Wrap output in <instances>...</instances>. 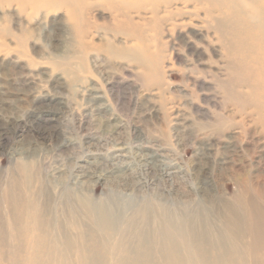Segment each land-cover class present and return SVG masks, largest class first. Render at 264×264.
Masks as SVG:
<instances>
[{"label": "rangeland", "instance_id": "obj_1", "mask_svg": "<svg viewBox=\"0 0 264 264\" xmlns=\"http://www.w3.org/2000/svg\"><path fill=\"white\" fill-rule=\"evenodd\" d=\"M146 1L0 0V264H76L45 256L53 224L79 232L58 216L64 190L207 209L213 230L235 209L246 246H264V68L229 56L230 27L204 2ZM117 147L145 185L75 179ZM138 147L162 155L151 174ZM162 168L178 171L171 187ZM128 223L126 238L141 221Z\"/></svg>", "mask_w": 264, "mask_h": 264}, {"label": "bare ground", "instance_id": "obj_2", "mask_svg": "<svg viewBox=\"0 0 264 264\" xmlns=\"http://www.w3.org/2000/svg\"><path fill=\"white\" fill-rule=\"evenodd\" d=\"M199 1L204 2L207 12H216L230 27L226 30L232 41L230 43L227 40L224 45V50L229 56L243 57L244 62L250 64L249 69L254 66L258 69L264 68V0ZM146 2L157 6L161 0ZM226 30L220 31L223 37ZM263 106L264 104H261L259 108L262 109ZM42 134L44 133L40 131L38 135L42 137ZM142 149L143 147H138V173L140 171L141 174H151L152 168L158 167L157 163L161 162L158 157L162 155L158 152L144 153ZM114 151L109 158L81 165L75 179L79 183L106 184L109 181L117 185L119 179H123L121 182H131L137 187L145 185L143 180L141 182L135 179L134 183L136 170L134 174L125 148L117 147ZM160 173L162 183H169L171 187L178 171L162 168ZM62 194L66 197V211H62L58 216L71 214L69 217L79 232L70 235L65 231L64 225L53 224V236L58 248L45 256L54 261H67L74 256L76 264H100L105 260L113 264H249L247 257L253 256L257 264H264L261 235H256L253 241L251 240L252 244L246 246L240 228L241 221L235 209H227L224 218L219 222V228L213 230L206 221L210 216L207 209H170L155 200L144 203L133 198L125 201L120 199L119 195L111 197L106 203L92 205L86 198H75L65 190ZM127 211H130V215L126 214ZM129 216H135L141 223L134 225L131 235L128 234L129 237L126 238L124 226L129 224ZM83 217L89 219L91 224L83 223ZM207 223L208 230L205 229Z\"/></svg>", "mask_w": 264, "mask_h": 264}]
</instances>
